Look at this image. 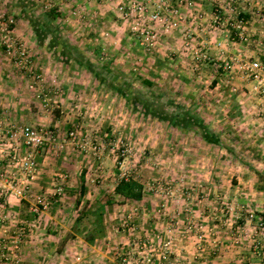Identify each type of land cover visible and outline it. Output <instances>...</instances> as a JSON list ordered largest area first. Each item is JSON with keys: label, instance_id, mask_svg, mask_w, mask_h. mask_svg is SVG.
Instances as JSON below:
<instances>
[{"label": "rangeland", "instance_id": "rangeland-1", "mask_svg": "<svg viewBox=\"0 0 264 264\" xmlns=\"http://www.w3.org/2000/svg\"><path fill=\"white\" fill-rule=\"evenodd\" d=\"M143 1L0 0L8 28L0 29V128L29 125L53 136L34 152L36 170L25 195L11 193L24 208L0 192V264H90V245L102 251V264H124L125 256L129 264H212L214 253L223 251L221 257L228 245L246 251L248 262L264 263L258 227L264 211L249 201L250 189L252 198H264V170L255 169L256 161H243V108L255 106L252 119L258 121L259 100L264 104L241 68L247 60L264 62V31H250L244 18L248 41L240 38L243 7L252 2L203 0L211 29L219 32L214 38L221 41L210 47L183 23L192 0H146L140 19L133 5ZM256 2L254 15L264 19V7ZM226 9L231 10L223 15ZM158 11L166 23L149 20ZM177 32L184 52L164 47V40L171 42L166 34L177 38ZM11 144L0 142V174L7 170L9 176L0 175V184L9 188L26 179ZM18 145L23 156L30 152L20 140ZM123 177L144 186L142 200L115 193ZM233 185L247 187L248 196L226 193ZM128 202L131 214L118 210ZM45 212L58 223L46 225ZM138 212L147 215L134 220ZM218 229L230 233L219 251L212 245ZM90 233L93 242L86 240ZM186 241L192 255L178 260L175 243ZM166 242L170 257L163 263L158 258ZM199 248L205 253L197 259Z\"/></svg>", "mask_w": 264, "mask_h": 264}, {"label": "crops", "instance_id": "crops-1", "mask_svg": "<svg viewBox=\"0 0 264 264\" xmlns=\"http://www.w3.org/2000/svg\"><path fill=\"white\" fill-rule=\"evenodd\" d=\"M192 1H193L194 5H193L192 8H189L186 11L187 12L186 13V19L183 22L184 25L188 24L187 26L189 27V29L191 31H193L194 33H197V36H199L198 40L202 44L210 43L209 45L211 47V44L214 41L221 42L220 40H218V38H220V37H218V35H219L218 33L219 32H217V31L214 32L215 29L214 30L211 29L213 26H212L211 21L209 20L210 16L205 13L207 8L205 7V4L203 3V0H192ZM231 1L233 2V0H231ZM254 1L255 0H251L252 3H250V1H249L248 6H244L243 7V11H242L243 14H241V15H242L243 18H246L250 22V24H249L250 31H253L254 33H257V34H261L264 31V25L261 24L264 19H261L258 15H254L256 13L253 10V5L255 4ZM256 3H257V5H259L260 9L262 7H264V0H257ZM228 4H230V2ZM234 5H236V4H234ZM230 10L231 9H229V11ZM229 11H228V9H226V12H224L223 15H228ZM208 31L210 33H212L213 35L210 36ZM201 32H203L204 35H202ZM176 34H178V32ZM166 35H167L166 36L167 39L168 38L171 39V42H167V40H164V47L165 48L173 49V47H175V48H179L180 51L184 52V49H186L185 42L182 40V38L180 37L179 34H178V36H176L177 38H174L175 36L173 37L171 35V33H170V35H168V34H166ZM214 35H215V37H218V38L217 39L214 38ZM200 36H201V38H200ZM234 38L235 37H232V38L229 37L228 43L230 45H233V47H236V49H237L239 44H238V42L233 41ZM261 48H262V51H263V52L261 51V54L264 55V45H263V43H262V47ZM261 48H259V49H261ZM231 51H232V53L234 55L237 54L236 52H234V50H231ZM263 60H264V57H263ZM260 103H261V105H260ZM259 105L260 106H259L258 113L260 114L261 117H260V119L258 121L256 119L255 120L252 119V117L254 118V116L252 114L257 113V110L254 108L255 106L248 105L247 107L243 108V111L246 113V117H247V120L243 123V130H244L243 135L245 137L244 139L248 140V143L246 144V148L243 149V161H248V160L250 162L256 161L257 162V166H255V169L259 173H262V171L264 170V104L262 103V100H259ZM254 138L255 139L257 138L258 140H255ZM257 141H258V143H257ZM252 145H257L259 147V150L258 151H254V148H253ZM232 157H233V160H237V157H234V156H232ZM249 165H247L248 167L245 168L244 171H248L249 168L251 169V165L250 166ZM0 185H1L0 192H3V194H5V195L9 194L8 195L9 196V201H11V203L13 205H16V207H18V205H19V207H21V209L24 208V206L26 205L25 202L23 204H19L18 202L13 200V198H12L13 195L11 194L12 190L11 191L9 190L11 188L5 186L4 184H0ZM227 189H228V191L226 193H228V194L229 193L233 194V193H236L237 191L240 190L244 194H246V196H248V193L245 192V190H248V188L245 187V186L244 187L238 186L236 188V186L233 185V186L228 187ZM45 192H48L47 188H45L44 193ZM249 194H250V200L249 201L252 203V205L253 206H257L258 209H260L261 211H264V198H261V197H258L256 199L252 198L251 197V194H253V190L252 189L249 190ZM141 203H142V201H141ZM246 203L249 205L248 202H246ZM131 205H133V203H131V204L129 202L126 203V204L123 203L118 208V210L119 211H123V213L124 212H128V214H131L129 212V209H131ZM141 205L144 206V204H141ZM175 209L177 210L176 207H175ZM143 210H145V209L143 208ZM168 211L169 212L167 214L171 216L172 212H171L170 208L168 209ZM141 212H142V210H141ZM141 212H138V213H136L134 215V220H138V219H142V218L144 219L145 215H147V214L140 215ZM231 216H232V214H231ZM236 217H239V216H236ZM168 219H170V218H168ZM215 219L218 220L219 217H217ZM242 219H244V218H242ZM43 220H44V223L46 225L58 223L57 222L58 220H56V217H54L53 215H50L49 212H47V213L45 212V217H44ZM170 220L173 221L174 219L171 218ZM240 223H242L243 225H246L247 221L243 220V221H240ZM171 224L174 225L173 223H171ZM171 224L169 226V230H170L169 233H174L175 229L170 228V227H173ZM144 227L145 226H141V228H144ZM217 227H218L217 224L214 225L212 227V230H214ZM222 233H225V234H222ZM231 233H233V231ZM215 234H217V235H215ZM215 234H213L214 237L212 239V242H214V243L212 245L214 247H216V249L218 250L219 249V243L221 242L220 240L222 239V244H223L224 238L228 239L229 236H230V233L228 231H223L222 229H218V231L215 230ZM173 237H175L176 239L179 238L177 234H175ZM122 239L123 238H121V240H119V241L125 243L126 242L125 237H124V240H122ZM246 239H248V237H246ZM175 241L177 242V240H175ZM178 243H179V245L175 243V249H174V252H175L174 254H175V256H177L178 260H183L181 257H184V256L190 257L192 255V251H191L192 247H191V245L190 244H186V243H188L187 241L185 242L186 245H184L182 243L180 244V242H178ZM89 248H91L90 249L91 253H89L91 255L87 256L88 257L87 261L91 264L93 262H91L90 259H92L95 262H97V264H102V251L97 247V245H95V246L90 245ZM233 249L234 248H232V246L228 245V248L226 250V254H223L221 257H219V255H221L223 251L219 252V253L215 252L214 255L217 254V256L216 257L213 256L212 264H252L251 262H248L252 258H249V256L246 255L247 254L246 251L243 252V250H233ZM240 249H246V247L245 248H240ZM92 253L94 255H92ZM204 253H205V250L199 248V250L195 251L193 253V255H194V258L197 257V259H200V258L203 257ZM262 254L264 255V250H263ZM261 264H264V263L261 262Z\"/></svg>", "mask_w": 264, "mask_h": 264}, {"label": "built area", "instance_id": "built-area-1", "mask_svg": "<svg viewBox=\"0 0 264 264\" xmlns=\"http://www.w3.org/2000/svg\"><path fill=\"white\" fill-rule=\"evenodd\" d=\"M158 2H161L163 0H156ZM168 1H173L176 3V5H179L180 3H183L184 0H167ZM133 7L137 10L138 16L141 19L145 15V11H147V2L144 0L143 2H137L134 3ZM123 8V7H122ZM175 13H179V9H175ZM221 11L219 9L216 10L215 14L219 16ZM149 20L153 22H165L164 18L162 17L161 13L154 12L149 16ZM5 20L1 19L0 16V29L2 31H7V23L4 22ZM245 23L246 21L244 18H241L239 20L238 27L242 29V34L240 36L241 40L243 41H248V36L244 34V29H245ZM138 24V23H137ZM140 24V23H139ZM137 28V26H136ZM190 32V31H189ZM189 32L186 34L185 39H189L191 37V34ZM152 38H155V34L151 36ZM204 55V54H203ZM202 57H207L203 56ZM197 60H201V55H198ZM227 68H232L230 64H227ZM241 68L243 69L244 74L250 81V89L251 92L254 94L258 95L261 97V99L264 100V62L261 60H247L245 63L242 64ZM73 134V133H72ZM49 135V136H48ZM53 138L51 133L49 134L48 132L44 131L43 129L36 128L33 126H11L9 130H5L3 128H0V142L5 143V142H12L11 147H12V159L18 160V162L25 168V176L26 179H23L21 182V185H18L16 187H12V193L18 197H23L25 193L27 192V189H29V182L28 179L34 176V172L36 170V156L34 152L38 150L39 148H42L45 146L50 138ZM20 140L21 144L26 146L28 149H30V152L27 153V155L23 156L19 150V145L18 141ZM1 178L4 180H7L8 176V171L7 170H2L1 172ZM13 178L14 177V172H12ZM1 196L6 198V195L1 192ZM44 200L42 198L39 199V202L41 204L45 203L43 202ZM47 203H45V206ZM259 229L261 230V234L264 236V222H260L258 224ZM137 245H143L140 246V248H144L146 246V242L138 241L136 240ZM154 255V254H153ZM170 257V242H166L165 244L162 245L161 247V254L158 258L159 262L165 263ZM148 262L152 261L150 257L146 258ZM123 263L124 264H129L132 263L130 262V258L125 256L123 258ZM136 264H146L147 262L145 259L142 260H137L135 262Z\"/></svg>", "mask_w": 264, "mask_h": 264}, {"label": "trees", "instance_id": "trees-1", "mask_svg": "<svg viewBox=\"0 0 264 264\" xmlns=\"http://www.w3.org/2000/svg\"><path fill=\"white\" fill-rule=\"evenodd\" d=\"M50 15L53 16V18H57L59 14H57L55 10H52ZM83 187L84 186L82 185V188ZM115 193L124 199L140 201L144 196V186L134 178L123 177L117 183ZM95 238V234L93 233H90L86 236V240L88 242H93Z\"/></svg>", "mask_w": 264, "mask_h": 264}]
</instances>
